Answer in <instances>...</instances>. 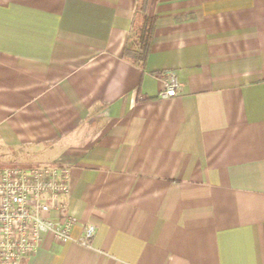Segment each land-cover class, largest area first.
I'll return each instance as SVG.
<instances>
[{"label": "crops", "instance_id": "obj_1", "mask_svg": "<svg viewBox=\"0 0 264 264\" xmlns=\"http://www.w3.org/2000/svg\"><path fill=\"white\" fill-rule=\"evenodd\" d=\"M137 3L0 0V166L68 167L96 227L20 264H264V0H146L143 65Z\"/></svg>", "mask_w": 264, "mask_h": 264}, {"label": "built area", "instance_id": "obj_2", "mask_svg": "<svg viewBox=\"0 0 264 264\" xmlns=\"http://www.w3.org/2000/svg\"><path fill=\"white\" fill-rule=\"evenodd\" d=\"M177 86L176 76L169 72L159 95L175 96ZM69 190L70 171L64 165L0 166V264H20L46 237L90 244L96 232L91 223L72 236L78 219L66 207Z\"/></svg>", "mask_w": 264, "mask_h": 264}, {"label": "trees", "instance_id": "obj_3", "mask_svg": "<svg viewBox=\"0 0 264 264\" xmlns=\"http://www.w3.org/2000/svg\"><path fill=\"white\" fill-rule=\"evenodd\" d=\"M146 0H138L135 11L139 13L141 21L134 32V40L125 45L123 55L132 61L143 65L150 51L154 33L155 19L145 15Z\"/></svg>", "mask_w": 264, "mask_h": 264}]
</instances>
